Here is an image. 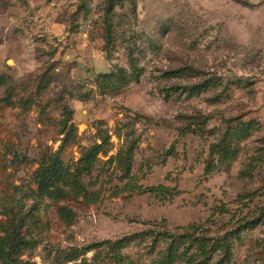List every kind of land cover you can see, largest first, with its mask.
Returning a JSON list of instances; mask_svg holds the SVG:
<instances>
[{"label": "rangeland", "instance_id": "rangeland-1", "mask_svg": "<svg viewBox=\"0 0 264 264\" xmlns=\"http://www.w3.org/2000/svg\"><path fill=\"white\" fill-rule=\"evenodd\" d=\"M108 1L0 0V244L37 264H160V233L189 232L229 247L195 264H264V0H116L111 35ZM183 66L201 74L160 76ZM211 76L227 97H165ZM229 118L256 126L222 157ZM58 149L67 178L40 193Z\"/></svg>", "mask_w": 264, "mask_h": 264}, {"label": "trees", "instance_id": "trees-1", "mask_svg": "<svg viewBox=\"0 0 264 264\" xmlns=\"http://www.w3.org/2000/svg\"><path fill=\"white\" fill-rule=\"evenodd\" d=\"M133 2L132 0H128ZM116 0H109L106 5L105 16H106V32L108 34H112V24H111V14L114 9V5ZM201 74L200 71L192 66H183L172 68L169 70H164L161 73L162 78L170 79L173 77L182 78L186 76H195ZM135 76H138L136 73ZM0 78V84H1ZM229 88L228 83H223L220 78L211 76V77H202L199 81L191 82L187 84H177L171 87V91L169 89H163L165 91V97L170 98L172 94H176L177 97H181L184 95L186 98L199 96L203 92L209 89H216L217 93H215L210 100L212 102H217L221 98L227 97V90ZM208 116H204L199 123H205L207 121ZM228 121L224 132L220 136V140L211 145V149L218 153L220 156L225 157L229 153V146L235 140H241L247 137L251 130H253L256 126L253 121H239L235 124H231L230 120ZM69 132V131H68ZM67 135V134H66ZM91 148H96L91 147ZM96 149H88L84 156L82 157V162H84V168H88L90 165V159L92 153H96ZM60 149H58L54 154L47 156L46 161L42 164L37 172V188L40 193L48 190L51 186H55L57 183L67 178L65 175V169L63 168L62 161L59 156ZM56 190H59L56 187ZM254 226L253 224L249 225V227ZM162 239L166 241L165 247L162 249L160 264H173L176 260L184 259L186 262H190L195 264L200 262L199 258L208 259L210 258V253L212 250H216L218 248L222 249L223 256L229 252L228 242L221 240L216 244L212 242L211 245H208L200 237H195L189 232L186 233H177L170 231H163L160 233ZM25 242L22 241L17 236H14L9 239L8 245L5 247V244H0V260L1 264H37L34 261L28 259H20L18 256L20 255L22 248L24 247ZM208 246V247H207ZM77 253H71L66 260L73 261L77 258ZM80 264V263H79ZM86 264V263H81Z\"/></svg>", "mask_w": 264, "mask_h": 264}]
</instances>
